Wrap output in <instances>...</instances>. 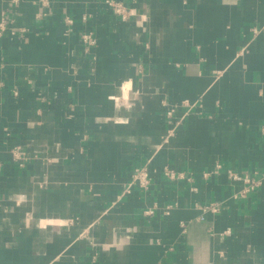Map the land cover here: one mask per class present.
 <instances>
[{
	"label": "crops",
	"instance_id": "0c3cea01",
	"mask_svg": "<svg viewBox=\"0 0 264 264\" xmlns=\"http://www.w3.org/2000/svg\"><path fill=\"white\" fill-rule=\"evenodd\" d=\"M47 1L0 0V264H264V0Z\"/></svg>",
	"mask_w": 264,
	"mask_h": 264
},
{
	"label": "built area",
	"instance_id": "2783aa9c",
	"mask_svg": "<svg viewBox=\"0 0 264 264\" xmlns=\"http://www.w3.org/2000/svg\"><path fill=\"white\" fill-rule=\"evenodd\" d=\"M43 7L48 5L47 0H42ZM104 4L106 7L110 8L112 13L120 18L123 21H128L130 20L133 16H135L134 11L123 4L122 2L118 0H105ZM86 20V18H83ZM12 20L7 16L6 13H3L1 20H0V36L4 35L6 32H8L12 25H13ZM65 22L68 26H71L74 21L72 18H66ZM256 33V32H255ZM83 39L85 43L88 46H91L94 44V39L92 38L91 35H84ZM173 110L168 111V115H172ZM11 154L13 156V159L17 162L20 163V166H24L28 161H30V157L27 156L25 151H23L20 147H15L11 149ZM2 169V164L0 163V171ZM166 176L169 179H175L176 178V173L172 170H167L166 171ZM229 176L233 181L236 182H241L245 186V188L241 191L240 195L241 196H246L247 194L254 192L258 189L259 186H261L264 183V175L262 179L259 178H253L250 176L243 177L237 173H234L232 171L229 172ZM149 172L147 171L146 168H141V169H136L134 172L133 180L132 183L129 185V188L127 192H130V188L133 184H139L141 188L147 189L150 183V178H149ZM205 212L211 211V212H216L217 211V205L216 204H210L203 209ZM229 233V231H227Z\"/></svg>",
	"mask_w": 264,
	"mask_h": 264
}]
</instances>
